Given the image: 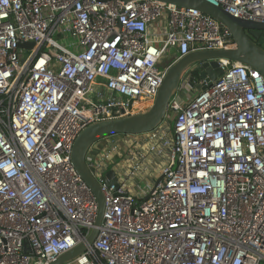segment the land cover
<instances>
[{
    "label": "built area",
    "instance_id": "2783aa9c",
    "mask_svg": "<svg viewBox=\"0 0 264 264\" xmlns=\"http://www.w3.org/2000/svg\"><path fill=\"white\" fill-rule=\"evenodd\" d=\"M209 1L264 22V0ZM234 47L211 16L158 0H0V264H48L89 234L97 203L70 160L82 128L150 105L161 60ZM217 60L203 90L186 71L171 125L145 133L166 152L146 199L107 182L112 139L90 148L102 220L62 264H264V78Z\"/></svg>",
    "mask_w": 264,
    "mask_h": 264
},
{
    "label": "water",
    "instance_id": "95a60500",
    "mask_svg": "<svg viewBox=\"0 0 264 264\" xmlns=\"http://www.w3.org/2000/svg\"><path fill=\"white\" fill-rule=\"evenodd\" d=\"M124 2L129 0H122ZM180 7L194 8L211 16L228 29L235 43L234 48L228 49H199L188 52L178 58L163 59L158 67L164 70L160 86L153 102L142 110L110 119L94 121L86 125L76 136L71 152V163L92 192L97 210L93 226L83 242L64 252L48 264H62L70 261L92 244L98 233L104 209V196L100 184L93 176L94 168L88 165L87 153L101 139L114 135H140L153 131L161 125L168 114V103L177 92L183 75L191 69L198 77L207 81V85L197 84L196 90H203L211 81L223 73L218 58H226L257 70L264 78V49L260 46L264 39V22L237 18L209 0H158ZM260 37L256 42L253 40ZM31 41L19 43L20 48H32ZM108 183H117L115 172L108 169L105 173ZM162 179L160 175L149 193ZM148 193V194H149ZM144 196V199L148 197Z\"/></svg>",
    "mask_w": 264,
    "mask_h": 264
},
{
    "label": "crops",
    "instance_id": "0c3cea01",
    "mask_svg": "<svg viewBox=\"0 0 264 264\" xmlns=\"http://www.w3.org/2000/svg\"><path fill=\"white\" fill-rule=\"evenodd\" d=\"M167 128V124L165 126ZM165 128V130H166ZM162 129V128H161ZM130 136H110L103 139L104 142H98L96 147L97 149L104 148L106 145L107 140L112 139L118 148L117 152H113L110 156V159L106 161L108 169H112L115 172V176L118 179V181H125L126 187L128 191L132 194H134L138 198H144L146 194L150 191L153 184L157 180L160 174H157L155 178H153L155 170H153L154 167V159L155 154L154 152L150 151L148 152V147H144L143 149H140L141 146H136L138 143L143 141L145 137L143 136H137L136 142H133L135 138H128ZM129 140V141H128ZM131 141V142H130ZM134 143V144H132ZM142 143V142H141ZM131 144V145H130ZM107 147V146H106ZM143 151L144 153L140 152ZM138 154L145 155L143 158H139ZM133 165H138L137 168H133ZM161 175V174H160ZM151 179L152 182H146ZM141 180L145 183V188L141 189L140 191L137 189V186L141 182Z\"/></svg>",
    "mask_w": 264,
    "mask_h": 264
},
{
    "label": "rangeland",
    "instance_id": "374dc122",
    "mask_svg": "<svg viewBox=\"0 0 264 264\" xmlns=\"http://www.w3.org/2000/svg\"><path fill=\"white\" fill-rule=\"evenodd\" d=\"M172 54H176V52L173 50V49H169L168 50V53H167V55L169 56V55H172ZM184 80V79H183ZM183 80H182V83H183ZM182 83H180V86H179V88H178V90H177V92H176V94L174 95V98L175 97H177V96H179V94H181L182 93V91L184 90V87L182 86L183 84ZM187 91V90H186ZM168 123L169 125H171V123L170 122H167V119L166 120H164V123ZM141 136H143V137H145L144 139H143V141H141L140 143H138V145H136V146H141V148L140 149H143V147H144V144H146V142L148 141V138L146 137L147 136V134H140ZM140 135H120V136H130V137H128V138H135V140L133 141V142H136L137 140H136V138H137V136H140ZM105 139V138H104ZM132 140V139H131ZM129 141V140H128ZM98 142H104L103 141V139H101L100 141H98ZM98 142L95 144V145H97L98 144ZM131 142V141H130ZM144 143V144H143ZM132 144H134V143H132ZM131 145V144H130ZM94 150V149H93ZM165 154H166V152H163V153H161L160 155H155V159H154V167H153V170H155V172H154V175H153V178H155L156 176H157V174H159V170H160V166H161V164L162 163H164L165 162ZM138 156L139 157H143V155H140V154H138ZM110 159V157L108 158V160ZM107 160V161H108ZM159 176H160V174H159ZM146 182H149V184H150V182H152L151 181V179L150 180H148L147 179V181ZM140 188L141 189H144L145 188V183H144V181L143 180H141V182L139 183V185L137 186V189L140 191Z\"/></svg>",
    "mask_w": 264,
    "mask_h": 264
},
{
    "label": "flooded vegetation",
    "instance_id": "af4514ba",
    "mask_svg": "<svg viewBox=\"0 0 264 264\" xmlns=\"http://www.w3.org/2000/svg\"><path fill=\"white\" fill-rule=\"evenodd\" d=\"M259 39H260V37H258V38H256V39L253 38V40L256 41V42H257ZM260 46L264 49V39H263V42L261 43Z\"/></svg>",
    "mask_w": 264,
    "mask_h": 264
},
{
    "label": "trees",
    "instance_id": "16d2710c",
    "mask_svg": "<svg viewBox=\"0 0 264 264\" xmlns=\"http://www.w3.org/2000/svg\"><path fill=\"white\" fill-rule=\"evenodd\" d=\"M193 74H194V75H197V73H196V72H193ZM197 76H198V75H197Z\"/></svg>",
    "mask_w": 264,
    "mask_h": 264
}]
</instances>
